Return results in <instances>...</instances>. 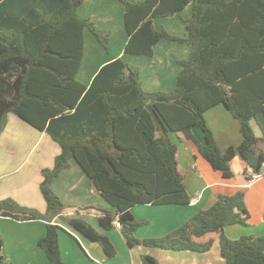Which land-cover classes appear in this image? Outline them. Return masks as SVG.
<instances>
[{"label": "trees", "instance_id": "1", "mask_svg": "<svg viewBox=\"0 0 264 264\" xmlns=\"http://www.w3.org/2000/svg\"><path fill=\"white\" fill-rule=\"evenodd\" d=\"M85 0H0V133L8 113L47 133L61 152L54 165L41 171L40 193L46 212L0 200V217L46 222L38 241L49 264H65L58 245L59 227L52 224L65 205L52 181L72 161L91 180L96 192L113 208L104 211V230L118 219L129 245L208 252L218 242L222 264H264V233L229 239L225 227L247 225L244 194L219 195L206 210H198L170 233L136 240L139 225L131 209L140 205L185 206V189L177 161V142L196 145L197 153L224 179L233 177L230 161L241 157L257 177L264 165V0H117L124 7L127 34L124 54L150 58L162 40L187 44L191 55L180 67L172 90L146 92L140 67L116 58L105 63L89 86L78 80L87 29L107 48L95 25L77 15ZM191 5L183 19L185 36L155 27ZM100 37V39H99ZM222 105L240 124L241 143L221 150L204 120V113ZM259 129L257 137L251 127ZM201 130L200 144L192 130ZM248 177V175L246 174ZM251 177H248L250 179ZM264 218V209H263ZM67 224L104 253H115L107 236L80 218ZM127 233H129L127 235ZM0 264L5 256L1 255ZM142 264H159L142 256Z\"/></svg>", "mask_w": 264, "mask_h": 264}, {"label": "crops", "instance_id": "2", "mask_svg": "<svg viewBox=\"0 0 264 264\" xmlns=\"http://www.w3.org/2000/svg\"><path fill=\"white\" fill-rule=\"evenodd\" d=\"M116 2L118 1L116 0ZM120 5L117 8L124 13V7L122 4ZM191 8L189 5L180 14L171 18L157 19L154 25L158 29L165 28L175 36L184 37L185 24L181 18L190 17ZM189 10L190 14L187 15ZM102 19L105 18L102 17ZM165 21L169 23L174 21L171 24L178 26V33L171 31ZM122 29V42L115 46L121 50L111 52L109 49L107 56L102 58V61L97 63V59L93 60L86 71H83L84 62L86 55L87 57L90 55L86 52V40L89 39L91 45H94L95 40L91 37L87 38L86 32L89 31L87 29L84 31V59L77 77L80 82L89 86L101 66L116 58H122L128 63L126 58L131 55H126L122 51L127 41L124 26ZM100 47L98 43H95L94 54L96 57L97 52H100L101 55ZM191 53L192 48L187 44L160 41L154 46L153 56L144 58L147 59L151 71L144 78L141 70L142 89L146 92L172 90L175 84L164 88L159 85L160 79L165 76L164 74L169 73L170 65L176 66L173 75L175 83L176 75L180 70L176 61L187 59ZM204 120L221 150L229 146H238L241 143L240 124L222 105L206 111ZM251 127L254 134L259 137L258 128L254 130L252 125ZM192 134L200 144L204 143L200 129L194 128ZM180 138L179 142L175 138L171 139L178 149V167L184 176L183 183L191 196V202L185 206L140 205L133 207L131 214L137 222L145 221L146 216H154L160 228L155 231L144 230V232L135 229L132 238L144 240L164 236L185 223L198 210H206L211 207L219 195H233L238 191H242L244 194V204L249 216L247 225L226 226L225 235L233 240L243 235H262L264 233V165L261 169L262 175L256 177L246 167L244 160L236 156L230 161L233 177L224 179L219 172L212 170L209 164L198 155L193 142L184 139L182 135ZM60 152V146L47 133L34 129L14 113H8L6 125L0 133V200L11 198L22 206L37 209L44 214L46 202L39 188L43 179L41 171L44 168L51 169L55 157ZM182 156L185 160H182ZM246 174L251 178L248 179ZM51 188L65 205L62 214L52 221V224L60 228L58 245L61 259L65 264H142L141 259L144 255L153 257L159 264L223 263L217 241L206 253L170 251L137 244L129 245L128 240L124 237L123 228L117 229L112 223L110 229L104 230L100 225V219L103 217L104 211L114 212V208L96 192L91 180L74 161L70 163L68 169L61 172L52 181ZM71 217L84 220L97 232L107 236L114 247V255L107 256L98 243L90 241L70 227L66 220ZM45 232L46 222L44 221L21 222L9 217H0L1 255L5 256L4 264H49L44 251L38 246V241L45 235Z\"/></svg>", "mask_w": 264, "mask_h": 264}, {"label": "rangeland", "instance_id": "3", "mask_svg": "<svg viewBox=\"0 0 264 264\" xmlns=\"http://www.w3.org/2000/svg\"><path fill=\"white\" fill-rule=\"evenodd\" d=\"M136 1H143V0H136ZM117 6H121V5L118 2H116V0L115 1H111V0H87L85 5L81 6L77 10L76 13L80 18L90 20L95 25V27H97L100 31H106L105 33L101 34V39L99 37L100 40L103 41V39H104L107 42L106 43V46H107L106 49L103 48V46L96 40V38L91 33H89V32H86L87 34L85 33L87 38L91 37L93 40H95V43H98L102 47V48L100 47V50L102 52H101V55L99 54L100 52L99 53L97 52V54H96L97 57H96L94 54L95 43H94V45H91V42L89 41V39H87L86 40V46H87L86 52L90 55L88 57L86 55L83 71H86L89 69V66L93 62V60L97 59V63L102 61V58H105L107 56V51L109 49L111 50V52L121 50L120 48L115 47L116 45H119L122 42V38H121L122 31L121 30H123L122 29L123 28V25H122V14H123V12H121L120 9L117 8ZM190 10L188 11L187 15L190 14ZM102 17H104L105 19H102ZM165 22H166V25L168 27H170L169 29L171 31L178 33V31H179L178 26H174L173 24H171V23H174V21H171V23H169L167 21H165ZM122 51H123V49H122ZM144 58L145 57L139 58V56H133V57L127 56L126 61H128V63H130V64H133V65L140 67V69L142 70V77L145 78V76H147V74H149L151 70H150V66H149L148 61H146L147 59H144ZM169 67H171L169 73L164 74L165 76L162 77V79H160L161 82H159V85H162L164 88L175 84L173 75L175 73L176 66L172 67L170 65ZM141 70H140V72H141ZM251 125L254 127V130H257V127H256L254 122H252ZM182 160H185L184 156H182ZM144 220L145 221L139 222V225L136 226V229L141 230V232H144V230L155 231V230L160 228L158 226L154 216H146V218ZM128 234L129 233H127V235ZM124 237L126 238V235H124Z\"/></svg>", "mask_w": 264, "mask_h": 264}, {"label": "built area", "instance_id": "4", "mask_svg": "<svg viewBox=\"0 0 264 264\" xmlns=\"http://www.w3.org/2000/svg\"><path fill=\"white\" fill-rule=\"evenodd\" d=\"M262 175V174H261ZM113 226L117 229H121L122 226L120 225V222L118 219H116L114 222H113Z\"/></svg>", "mask_w": 264, "mask_h": 264}]
</instances>
